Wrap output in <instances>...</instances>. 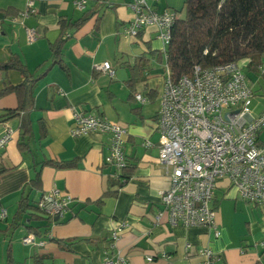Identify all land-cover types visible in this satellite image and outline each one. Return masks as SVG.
I'll return each mask as SVG.
<instances>
[{"label": "crops", "instance_id": "0c3cea01", "mask_svg": "<svg viewBox=\"0 0 264 264\" xmlns=\"http://www.w3.org/2000/svg\"><path fill=\"white\" fill-rule=\"evenodd\" d=\"M27 1L0 0V62L15 55L33 74L51 63L50 44L60 35L59 21L73 24L88 16L68 28V36L61 35L62 65L52 66L35 85L29 132L24 134L20 115L0 122V133L5 125L12 130L0 156V167L6 169L0 175V209L5 210L4 218L0 215V264L6 263L8 243L14 264H32L34 255L45 256L44 264H102L119 256L127 264H199V250L205 247L216 255L214 264H264V206L242 200L225 179L217 182L211 203L219 236L209 227L169 224L161 200L169 177L158 159L156 131L165 62L156 54L150 57L146 46L162 54V43L154 26L143 28L139 37L123 34L133 17L128 5L132 0L111 1L97 12V0H85L82 9L75 0H33L34 12L23 17ZM184 1L150 3L157 11L180 10ZM27 27L36 30L33 41L26 39ZM142 55L149 65L134 85L133 94L146 98L139 102L129 98L126 82L129 68ZM103 61L111 63L113 76L95 68ZM251 79L254 91L264 88L260 79ZM22 80L17 70L0 71V90ZM262 104L253 99L254 111ZM16 105L13 92L0 96V116ZM74 111L98 114L126 127L123 148L133 170L121 185L104 164L108 134L72 136ZM46 160L78 163L52 167L42 164ZM51 191L72 199L57 219L34 206ZM22 195L28 206L20 210ZM122 224L113 241L111 232ZM30 234L43 245H24L22 238Z\"/></svg>", "mask_w": 264, "mask_h": 264}, {"label": "built area", "instance_id": "2783aa9c", "mask_svg": "<svg viewBox=\"0 0 264 264\" xmlns=\"http://www.w3.org/2000/svg\"><path fill=\"white\" fill-rule=\"evenodd\" d=\"M151 1L158 0H132L128 4L133 17L123 34L137 37L143 28L154 26L164 53L176 12L173 9L157 11ZM74 4L82 9L85 0H75ZM29 12H34L33 0L27 1V9L20 15L26 17ZM35 38V28L27 27L26 39ZM246 64L238 61L206 68L195 65L190 74L182 75L177 81L169 78L164 64L156 131L158 159L169 177V186L161 200L171 226L209 227L215 237L219 236L216 209L211 203L217 182L223 179L237 190L242 200L264 206V141H257L258 132L264 130V103L258 112L254 111L256 94L249 83ZM95 68L114 75L109 61ZM253 72L257 80L264 79V63ZM134 98L139 102L146 100L142 93H135ZM11 133L5 125L0 133V156ZM102 133L108 134L104 164L113 169V178L124 182L120 172L127 163L123 148L126 127L98 114L74 111L72 136ZM149 145L145 141L144 146ZM71 200L70 196L62 197L57 191H51L43 194L36 206L49 217L60 216L67 211ZM0 215L5 216L2 208ZM123 226L111 232L113 241ZM21 241L24 245L44 243L35 242L33 234ZM199 254L202 256L199 264H214L216 255L209 248H201ZM102 264H127V261L119 256L106 258Z\"/></svg>", "mask_w": 264, "mask_h": 264}, {"label": "trees", "instance_id": "16d2710c", "mask_svg": "<svg viewBox=\"0 0 264 264\" xmlns=\"http://www.w3.org/2000/svg\"><path fill=\"white\" fill-rule=\"evenodd\" d=\"M111 1L114 0H97L98 7L95 12L103 6H110ZM173 10L176 14L164 53L157 54L150 51L146 43L150 57L155 54L158 60L164 57V64L168 67L169 78L172 81H177L182 75L190 74L195 65L206 68L238 62L246 58L249 60L246 71H254L258 65L264 63V0H185L180 10ZM87 16L73 24L66 23L64 20L59 21L60 35L54 43L50 44L51 63L45 70L37 74L30 73L15 55L5 62H0V71L17 70L23 77L19 84L6 85L0 90V96L13 92L17 99L16 107L4 111L0 116V122L20 115L24 134L29 132L28 116L33 108L35 85L52 66L62 65L61 49L65 40L61 35L64 33L68 36L67 29L77 27L85 21ZM147 65H149V58L142 55L129 68V78L126 82L130 89L129 98H134V85L144 78L143 72ZM261 89L264 95L263 86L256 89L254 93L258 94ZM257 141H264V130L258 132ZM126 162V166L120 172L125 181L133 170L128 159ZM77 163L78 160H46L42 164L52 167H74ZM5 170L0 167V175ZM38 176L39 173L36 172L33 183L37 181ZM115 180L118 185L122 184L121 180ZM102 200H97V203H101ZM27 206V197L22 195L18 201V208L22 210ZM34 206L37 208L36 203ZM44 258L43 255H34L32 264H44ZM5 264H14L10 243L6 248Z\"/></svg>", "mask_w": 264, "mask_h": 264}, {"label": "rangeland", "instance_id": "374dc122", "mask_svg": "<svg viewBox=\"0 0 264 264\" xmlns=\"http://www.w3.org/2000/svg\"><path fill=\"white\" fill-rule=\"evenodd\" d=\"M156 39L161 42V40L159 38H156ZM246 73H247L248 77L250 76L251 78H254L255 80H257V76L255 75L254 72L246 71ZM250 77L248 78L249 79V83H253L254 84L255 81H253ZM260 80L264 83V79L262 77L260 78ZM263 100H264V95H263V93L261 91H259V94H257L255 96V98H254V103L255 102H259V103L261 102V104H262Z\"/></svg>", "mask_w": 264, "mask_h": 264}, {"label": "water", "instance_id": "95a60500", "mask_svg": "<svg viewBox=\"0 0 264 264\" xmlns=\"http://www.w3.org/2000/svg\"><path fill=\"white\" fill-rule=\"evenodd\" d=\"M59 216H55V218L54 219H57Z\"/></svg>", "mask_w": 264, "mask_h": 264}]
</instances>
